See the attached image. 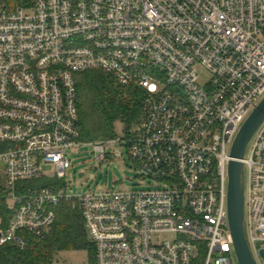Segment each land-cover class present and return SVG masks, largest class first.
I'll return each instance as SVG.
<instances>
[{"label": "built area", "instance_id": "obj_1", "mask_svg": "<svg viewBox=\"0 0 264 264\" xmlns=\"http://www.w3.org/2000/svg\"><path fill=\"white\" fill-rule=\"evenodd\" d=\"M92 69L142 92L145 114L125 138L82 140L78 73ZM263 97L264 0H0V179L15 204L0 244L45 236L70 200L98 264H238L231 149ZM115 143L140 187L26 184L47 165L66 177L70 149L90 144L104 160ZM243 164L245 233L264 264V120Z\"/></svg>", "mask_w": 264, "mask_h": 264}, {"label": "trees", "instance_id": "obj_2", "mask_svg": "<svg viewBox=\"0 0 264 264\" xmlns=\"http://www.w3.org/2000/svg\"><path fill=\"white\" fill-rule=\"evenodd\" d=\"M79 108L82 140L110 139L115 123L125 121L129 126L145 114L143 95L134 86H125L111 74L100 69L78 73ZM28 186L53 185L49 181L31 180ZM0 180V228L6 229L14 210L8 208ZM56 220L45 236L22 232L28 245L22 249L13 242L0 244V264H56L58 254L68 249L88 251L90 264H98L96 245L89 236L79 205L62 201L56 207Z\"/></svg>", "mask_w": 264, "mask_h": 264}, {"label": "rangeland", "instance_id": "obj_3", "mask_svg": "<svg viewBox=\"0 0 264 264\" xmlns=\"http://www.w3.org/2000/svg\"><path fill=\"white\" fill-rule=\"evenodd\" d=\"M209 78V75H205ZM143 116L137 123H133L127 130L128 124L123 120L115 123L112 138H125L129 132H134ZM84 141V140H83ZM88 142V141H84ZM122 149V156L115 154L116 148ZM107 157L97 159L90 144H82L68 151L72 167L67 170L66 177H59L56 166L47 165L44 168L40 181H49L53 185L65 188L70 195L83 194L89 190L128 189L140 187L135 164L129 156L128 148L119 143L109 146ZM248 169L244 167L245 182ZM2 181V179H0ZM14 202L8 201V208L13 210ZM1 221V217H0ZM170 237L171 235H166ZM56 264H90L89 254L84 249H68L61 251L57 256Z\"/></svg>", "mask_w": 264, "mask_h": 264}, {"label": "water", "instance_id": "obj_4", "mask_svg": "<svg viewBox=\"0 0 264 264\" xmlns=\"http://www.w3.org/2000/svg\"><path fill=\"white\" fill-rule=\"evenodd\" d=\"M264 120V97L242 124L231 149L229 164V221L238 264H257L245 233V177L243 159L248 145ZM129 129V125L126 128Z\"/></svg>", "mask_w": 264, "mask_h": 264}, {"label": "flooded vegetation", "instance_id": "obj_5", "mask_svg": "<svg viewBox=\"0 0 264 264\" xmlns=\"http://www.w3.org/2000/svg\"><path fill=\"white\" fill-rule=\"evenodd\" d=\"M129 128H130V126H129Z\"/></svg>", "mask_w": 264, "mask_h": 264}]
</instances>
